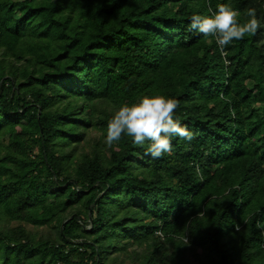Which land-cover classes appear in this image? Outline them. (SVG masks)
Wrapping results in <instances>:
<instances>
[{
    "label": "trees",
    "instance_id": "1",
    "mask_svg": "<svg viewBox=\"0 0 264 264\" xmlns=\"http://www.w3.org/2000/svg\"><path fill=\"white\" fill-rule=\"evenodd\" d=\"M220 3L261 27L221 49L190 27ZM152 94L194 138L107 146ZM257 222L264 0H0V264H264Z\"/></svg>",
    "mask_w": 264,
    "mask_h": 264
},
{
    "label": "clouds",
    "instance_id": "2",
    "mask_svg": "<svg viewBox=\"0 0 264 264\" xmlns=\"http://www.w3.org/2000/svg\"><path fill=\"white\" fill-rule=\"evenodd\" d=\"M238 16V10L231 3H220L211 15L193 14L190 27L205 37H213L216 44L223 49L234 40L254 36L261 27L254 7L246 9L243 23L238 20ZM177 107L176 99L162 94L144 95L130 105H121L108 120L105 144L111 147L126 135L136 145L150 141L147 152L153 158L170 153L172 136L188 141L194 138L193 133L175 118ZM257 227L264 228V224L257 222Z\"/></svg>",
    "mask_w": 264,
    "mask_h": 264
},
{
    "label": "water",
    "instance_id": "3",
    "mask_svg": "<svg viewBox=\"0 0 264 264\" xmlns=\"http://www.w3.org/2000/svg\"><path fill=\"white\" fill-rule=\"evenodd\" d=\"M89 216H90V213H89Z\"/></svg>",
    "mask_w": 264,
    "mask_h": 264
}]
</instances>
